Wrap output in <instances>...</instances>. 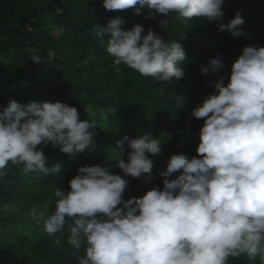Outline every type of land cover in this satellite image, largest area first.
<instances>
[{
    "label": "clouds",
    "instance_id": "obj_1",
    "mask_svg": "<svg viewBox=\"0 0 264 264\" xmlns=\"http://www.w3.org/2000/svg\"><path fill=\"white\" fill-rule=\"evenodd\" d=\"M224 2L102 0V6L136 15L146 8L147 19L174 13L185 21L215 23L234 38L246 35L239 11L224 23ZM125 23L117 16L95 26L101 43L107 37L106 52L115 66L157 82L176 83L185 76L181 65L186 52L180 43L165 42L141 24L125 30ZM160 24L165 26L167 19ZM31 61L39 64L41 58ZM223 67L216 55L200 71ZM212 88L190 112L203 121L196 155L173 154L158 173L162 188L124 199L129 181L123 177L148 184L154 166L149 157L162 151L148 132L124 135L115 141L118 151L125 144L129 149L126 161L117 165L121 174L101 165L78 167L68 191L53 189L54 210L33 213L37 225L49 236L69 225L67 243L83 249L79 264H228L230 257L241 256L264 261V47H244L231 63L227 83L220 76ZM97 127L95 120H82L76 107L63 102L10 99L0 109V178L11 165L35 179H59L61 164H49L37 146L58 147L75 158L91 150Z\"/></svg>",
    "mask_w": 264,
    "mask_h": 264
},
{
    "label": "trees",
    "instance_id": "obj_2",
    "mask_svg": "<svg viewBox=\"0 0 264 264\" xmlns=\"http://www.w3.org/2000/svg\"><path fill=\"white\" fill-rule=\"evenodd\" d=\"M237 11L246 35L234 38L227 30L219 31L215 23L185 21L174 13L147 19L146 8L140 15L133 10L106 11L102 0H0V109L10 99L59 101L76 107L82 120H95L98 126L91 150L75 158L58 147L37 146L49 164H61L57 180L35 179L9 165L7 176L0 178V264H79L83 249L75 250L67 243L69 225L49 236L33 213L53 211V189L68 191V182L80 166L101 165L121 174L117 165L126 161L129 149L125 144L118 151L115 141L124 135L133 138L148 132L162 146L159 155L149 157L154 166L148 184L123 177L129 181L125 200L162 188L158 173L166 169L173 154L196 155L203 121L191 118V110L213 91L220 76L227 83L231 63L244 47H264V0H225L224 23ZM117 16L125 19V30L141 24L145 32L151 28L165 42L180 43L186 52L181 65L185 76L176 83L157 82L124 65L115 66L106 52L107 37L101 43L95 26ZM162 19H167L165 26L160 24ZM216 55L224 67L201 74V66ZM33 56H39L41 63L31 61ZM228 264L264 261L260 256H241L230 257Z\"/></svg>",
    "mask_w": 264,
    "mask_h": 264
},
{
    "label": "rangeland",
    "instance_id": "obj_3",
    "mask_svg": "<svg viewBox=\"0 0 264 264\" xmlns=\"http://www.w3.org/2000/svg\"><path fill=\"white\" fill-rule=\"evenodd\" d=\"M57 33H59V31H58V30L56 31V34H54V36H55V37L58 35Z\"/></svg>",
    "mask_w": 264,
    "mask_h": 264
}]
</instances>
